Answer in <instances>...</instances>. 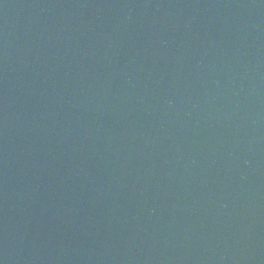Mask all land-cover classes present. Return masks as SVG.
Returning a JSON list of instances; mask_svg holds the SVG:
<instances>
[{
    "label": "water",
    "instance_id": "1",
    "mask_svg": "<svg viewBox=\"0 0 264 264\" xmlns=\"http://www.w3.org/2000/svg\"><path fill=\"white\" fill-rule=\"evenodd\" d=\"M0 264H264V0H0Z\"/></svg>",
    "mask_w": 264,
    "mask_h": 264
}]
</instances>
